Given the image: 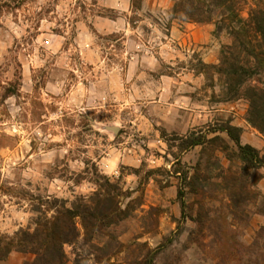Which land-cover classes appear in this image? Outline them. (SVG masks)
Masks as SVG:
<instances>
[{
  "label": "rangeland",
  "instance_id": "374dc122",
  "mask_svg": "<svg viewBox=\"0 0 264 264\" xmlns=\"http://www.w3.org/2000/svg\"><path fill=\"white\" fill-rule=\"evenodd\" d=\"M180 1L0 0L4 243L108 188L124 248L93 249L80 226L70 264H264V60L253 31L175 15ZM239 4L249 22L255 1Z\"/></svg>",
  "mask_w": 264,
  "mask_h": 264
},
{
  "label": "trees",
  "instance_id": "16d2710c",
  "mask_svg": "<svg viewBox=\"0 0 264 264\" xmlns=\"http://www.w3.org/2000/svg\"><path fill=\"white\" fill-rule=\"evenodd\" d=\"M254 1L256 8L251 12L249 22L241 16L239 0H207V2L206 0H194L188 6L181 0L175 5L174 14L187 15L190 20L197 23L216 21L219 31L226 29L237 39H240L244 32L253 31L257 46L251 50V55L262 63L264 60V1ZM245 46L244 43L243 47ZM241 72V75L238 73L228 75L232 78L243 77L247 74L245 69H242ZM230 86L231 92L238 95L237 87H242L243 84L238 83ZM220 131L226 132L239 146L245 161L248 163L257 162L255 151L249 146L240 145V135L237 134V129L229 126ZM218 141L219 138L216 137L209 140V143L215 144ZM204 144L206 142L198 139L193 141L190 147ZM128 217V211L121 208L117 197L108 188H103L88 200L82 199L73 209L64 207L53 219L40 221L37 223L34 233L21 232L17 235V241L14 239L8 243L0 240V261L17 252L32 254L36 257L33 262L26 264H70L64 247L74 244L81 238L80 226L84 231L88 245L99 251L105 250L109 246L107 255H111L110 253H113L115 249H118L119 252L124 248V245L117 241L113 228L127 220ZM106 237L111 241L102 244V240ZM157 252H149L145 257V264H152L153 257L150 256L151 254L156 255Z\"/></svg>",
  "mask_w": 264,
  "mask_h": 264
},
{
  "label": "crops",
  "instance_id": "0c3cea01",
  "mask_svg": "<svg viewBox=\"0 0 264 264\" xmlns=\"http://www.w3.org/2000/svg\"><path fill=\"white\" fill-rule=\"evenodd\" d=\"M0 217H1V215H0Z\"/></svg>",
  "mask_w": 264,
  "mask_h": 264
}]
</instances>
